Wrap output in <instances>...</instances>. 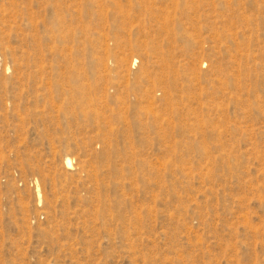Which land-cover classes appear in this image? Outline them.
Returning a JSON list of instances; mask_svg holds the SVG:
<instances>
[{"label":"rangeland","instance_id":"rangeland-1","mask_svg":"<svg viewBox=\"0 0 264 264\" xmlns=\"http://www.w3.org/2000/svg\"><path fill=\"white\" fill-rule=\"evenodd\" d=\"M0 264H264V0H0Z\"/></svg>","mask_w":264,"mask_h":264},{"label":"bare ground","instance_id":"bare-ground-1","mask_svg":"<svg viewBox=\"0 0 264 264\" xmlns=\"http://www.w3.org/2000/svg\"><path fill=\"white\" fill-rule=\"evenodd\" d=\"M68 162H69V158H68Z\"/></svg>","mask_w":264,"mask_h":264}]
</instances>
